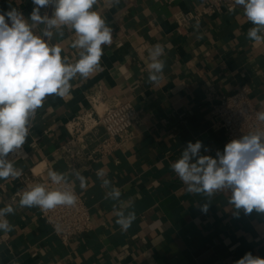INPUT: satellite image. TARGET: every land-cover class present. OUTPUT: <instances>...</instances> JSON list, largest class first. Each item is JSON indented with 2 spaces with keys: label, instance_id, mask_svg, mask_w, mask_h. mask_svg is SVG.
Here are the masks:
<instances>
[{
  "label": "crops",
  "instance_id": "crops-1",
  "mask_svg": "<svg viewBox=\"0 0 264 264\" xmlns=\"http://www.w3.org/2000/svg\"><path fill=\"white\" fill-rule=\"evenodd\" d=\"M200 3L98 0L93 6L112 28L113 42L102 45L101 71L87 80L77 75L70 81V97H46L22 146L25 156L8 155L23 174L0 179V209L14 210L0 217L13 226L10 232L0 229V264H236L249 252L264 258V213L254 210L246 215L235 209L228 187L211 196L189 193L170 167L189 141H200L199 156L214 159L229 143L213 123L209 89L228 94L248 86L254 105L264 112V41L254 42L247 35L255 25L241 8L184 22L182 12ZM9 5L26 19L34 7L32 0H0V10ZM54 11L50 4L40 14L52 18ZM46 27L36 24L34 34L43 37ZM51 31L50 41L44 39L60 45L62 57L75 63L81 51L72 47L75 30L61 26ZM157 44L164 49L159 59L165 68L163 79L150 83L149 64ZM95 96L104 105L130 99L138 120L110 154L69 169L59 151L67 138L64 125ZM33 166L51 168L73 183L89 208L91 231L64 245L35 206H20V195L26 191L23 176ZM100 169L104 175L98 176ZM78 172L86 178L84 189ZM104 180L110 183L105 185ZM113 188L120 191L118 198L113 197ZM205 204L206 213L200 210ZM120 211L136 213L126 232L115 222Z\"/></svg>",
  "mask_w": 264,
  "mask_h": 264
},
{
  "label": "clouds",
  "instance_id": "clouds-1",
  "mask_svg": "<svg viewBox=\"0 0 264 264\" xmlns=\"http://www.w3.org/2000/svg\"><path fill=\"white\" fill-rule=\"evenodd\" d=\"M33 10L26 19L17 8L9 5L8 10H0V179H17L23 174L22 169L14 167L7 157L16 153L17 158L24 157L22 146L30 134L31 121L36 112L43 107L47 96L55 94L60 98L70 97L73 79L87 80L102 70L101 59L104 55L102 45L113 42L112 28L105 18L93 6L98 0H32ZM118 4L119 0H111ZM54 4L52 18L41 15L42 7ZM243 6L244 15L255 25L248 31V38L254 42L264 41V0H235ZM229 11H233L232 8ZM31 21L32 23H29ZM47 27L41 35L34 34L36 24ZM68 26L75 30L76 39L73 48L80 49L79 59L75 63L62 57L60 45H51V29ZM63 33H61L62 35ZM164 49L157 44L151 53L148 81L159 83L163 79L165 61L159 59ZM258 119L264 122V112ZM202 143L189 141L187 149L170 167L176 176L187 185L189 193H206L211 196L216 190L228 187L232 190L230 203L244 213H264V132H257L234 139L224 147L223 154L217 152L218 159L199 156ZM193 157H198L192 162ZM80 187L86 188V178L79 172ZM97 175H104L103 169ZM54 184H61L65 177L54 170L48 171ZM110 181L104 180V184ZM112 195L120 196V191L113 188ZM77 197L73 192L54 189L47 190L43 184H36L20 195L21 207L38 206L41 210H52L57 206H73ZM208 211L205 204L200 209ZM7 206L0 209V217L13 213ZM116 224L126 232L136 219L134 211L127 215L117 213ZM7 220H0V229L12 231ZM236 264H264V258L254 257L250 252L236 261Z\"/></svg>",
  "mask_w": 264,
  "mask_h": 264
},
{
  "label": "built area",
  "instance_id": "built-area-1",
  "mask_svg": "<svg viewBox=\"0 0 264 264\" xmlns=\"http://www.w3.org/2000/svg\"><path fill=\"white\" fill-rule=\"evenodd\" d=\"M200 2L195 9L182 12L184 22H199L206 16L230 12V8L233 11L243 9V6L235 4V0ZM260 34L264 36V32ZM207 96L214 101L211 111L213 123L224 133L228 142L241 139L245 135L264 132V122L258 119L261 112L254 105L248 86H240L228 94H216L209 89ZM137 120L138 113L130 99L104 105L99 101V97H93L87 108L70 118L64 125L67 138L60 145L59 151L66 167L74 169L84 161L95 162L104 158L129 136ZM99 130L102 131L100 135ZM10 154L17 156L16 153ZM49 170L52 169L47 167L46 170H36V166H33L29 173L23 176V181L26 191L36 184H43L47 190H66L76 195V204L73 206H57L52 210H41L35 206L50 232L67 245L73 238L91 231L93 219L73 183L64 180L59 185L54 184L48 176Z\"/></svg>",
  "mask_w": 264,
  "mask_h": 264
}]
</instances>
